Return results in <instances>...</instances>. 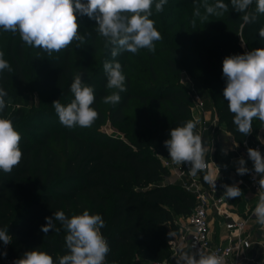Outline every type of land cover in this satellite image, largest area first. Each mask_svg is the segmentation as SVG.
<instances>
[{
	"label": "trees",
	"instance_id": "obj_1",
	"mask_svg": "<svg viewBox=\"0 0 264 264\" xmlns=\"http://www.w3.org/2000/svg\"><path fill=\"white\" fill-rule=\"evenodd\" d=\"M215 2L167 0L160 13H156L153 6L150 19L162 35V39L154 43L163 46L157 52L169 66L166 71L169 80L158 87L139 91L130 89L131 81L125 75L127 91L120 93V103L109 112L111 122H122L130 99L138 102L135 118L123 137L106 135L94 125L87 129L48 125V121L59 120L52 102L59 100L66 106L74 98L65 99L74 78V43L49 56L42 49L27 45L19 33H7L6 53L1 48L0 52L4 53L3 58L10 64L11 71L0 72V87L8 96L13 89L28 91L33 82L37 83L39 91L46 94L41 99L46 108H37L23 121L20 117L24 109L17 108L8 116L22 137L19 146L23 155L11 173L0 170V228L7 227L12 237V242L6 246L0 241V252L21 255L37 249L50 254L58 264V258L67 251L64 241L67 233L55 220L53 223L59 231L42 232L45 218L52 217L56 211L72 216L87 210L90 214H100L105 221L101 233L111 249L106 264H125L136 258L145 263L169 256L168 240L177 231L174 220L188 215L195 203L194 196L180 184L165 182L169 170L162 163V159L169 156L164 141L170 138V129L191 120V97L177 82L178 75L187 70L192 77L198 75L204 76L205 81L208 79V98L215 106L218 122L225 124L235 140L242 141L246 136L236 129L228 101L223 96L226 81L222 62L226 56L245 52L240 48V37L248 51L264 48V38L259 36V30L264 28V14H257L255 23L241 28L243 14L232 9L230 0H223L229 6L227 12L202 19L204 4ZM255 7L254 0L250 10ZM197 8L201 17L194 15ZM77 22L79 33L84 29L88 32V47L84 49L77 70L83 73L84 79L92 63V54L100 49L99 35L95 20L78 15ZM178 23L179 28L173 29ZM3 34L0 28V35ZM182 34H188L192 46L190 54H197V50L203 53L207 60L205 71L199 70L197 64L192 71L184 59H177ZM101 41H105L102 36ZM204 46L218 52L215 65H211L213 58ZM146 50L139 51L152 58L154 53ZM118 56L121 57L116 60L123 70L131 69L125 57L134 61L135 55L125 51ZM26 58L39 69L34 81L25 73ZM109 60H112L111 55ZM148 67L152 70L150 62ZM106 83L105 75L94 84L102 89ZM102 92L94 90L92 105L99 113V122L104 120L97 106ZM3 116L4 111L0 113V117ZM223 182L224 185L235 184L227 170L223 171Z\"/></svg>",
	"mask_w": 264,
	"mask_h": 264
},
{
	"label": "clouds",
	"instance_id": "obj_2",
	"mask_svg": "<svg viewBox=\"0 0 264 264\" xmlns=\"http://www.w3.org/2000/svg\"><path fill=\"white\" fill-rule=\"evenodd\" d=\"M166 3L167 0H0V28L19 33L27 45L40 48L51 56L73 42H77L76 47L85 44V37L79 34L78 15L95 20L96 32L105 39L104 46L110 50L112 57V60L103 63L106 88L111 90L103 102L116 105L122 99L120 93L126 92L127 88L122 65L115 58L125 51L132 54H137L141 49L155 52L154 42L160 41L162 35L150 17L153 6L155 12L160 13ZM230 3L233 10L243 14L241 28L255 23L257 14H264V0H255L254 10H250L254 0H230ZM228 8L223 0H216L215 4H204L203 17L199 8L194 15L206 20L210 15H223ZM259 36L264 38V28L259 30ZM3 57L4 53L0 52V72L11 71L10 64ZM222 73L226 81L223 96L228 101V110L233 114V123L239 133L249 135L253 130L254 118L264 122V48L226 56L222 62ZM70 91L74 98L66 106L59 100L52 102L60 123L70 129L92 127L99 113L92 107L95 102L94 89L84 81L83 73L74 75ZM6 96L7 92L0 87V113L7 106ZM195 128L196 122L185 121L181 126L171 128L170 138L164 141L171 161L176 165L187 164L192 176L207 167V149ZM21 140L13 122L0 117V170L4 173H11L20 164L23 155L19 146ZM247 153L255 173L260 177L259 199L253 215L257 223L264 226V156L254 148H248ZM238 165V175L249 172L244 158H239ZM223 187L225 199L237 198L242 194L235 184ZM45 220L46 224L41 226L45 234L59 231L54 220L59 221L67 233L64 237L67 251L58 258V264H106L111 249L101 233L105 221L100 214H90L85 210L80 215L67 216L63 211H56ZM0 241L5 246L12 242L7 227L0 228ZM0 256L6 257L7 252H0ZM222 262L223 257L216 252L205 253L203 250L184 251L176 259V264ZM13 264H56V261L47 252L34 249L25 251Z\"/></svg>",
	"mask_w": 264,
	"mask_h": 264
},
{
	"label": "built area",
	"instance_id": "obj_3",
	"mask_svg": "<svg viewBox=\"0 0 264 264\" xmlns=\"http://www.w3.org/2000/svg\"><path fill=\"white\" fill-rule=\"evenodd\" d=\"M185 78L187 79V77ZM189 94L191 97V120L198 125L197 132L201 136L211 126L212 129L216 127L218 121L216 109L212 104L213 117L205 118L207 100L196 90L190 80ZM218 128L220 127L218 126ZM248 148L258 149L264 156V139L261 136L255 140L246 136L242 141L233 138L229 149L226 151V154L232 155L233 158H244L245 166L249 169L244 177H237L233 172L231 174L232 179L233 177L237 178L236 182L241 189V195L245 197L244 208L241 213L235 210L231 199L223 197L225 191L223 187L224 169L212 159L205 158L207 167L196 176L190 174L187 164L176 165L169 156L162 159L163 165L169 172L174 169L178 173L179 184L195 199L190 213L184 217H176L174 220L177 231L168 240L170 257L178 258L182 249L193 252L203 250L205 253L216 252L222 256V264H262L261 260L256 259L255 254L251 255L250 253L255 244L253 226L261 231H264V226L258 224L253 215L259 199L258 181L260 177L255 173L253 162L248 158ZM213 218L217 219L223 228L218 236H215L211 229ZM193 246L195 247L193 248ZM22 255L0 256V264H13V261ZM145 264H171V262L168 259H162L151 260Z\"/></svg>",
	"mask_w": 264,
	"mask_h": 264
},
{
	"label": "rangeland",
	"instance_id": "obj_4",
	"mask_svg": "<svg viewBox=\"0 0 264 264\" xmlns=\"http://www.w3.org/2000/svg\"><path fill=\"white\" fill-rule=\"evenodd\" d=\"M178 28H179V23L173 29L176 30ZM7 33L8 32L4 31V34L0 35V48L2 49L3 52L6 51L5 44H6ZM87 33H88L87 29L82 30V32L80 31L79 33L85 37V41H86L85 44L82 45L81 47H76L77 42H73L75 46L73 75L78 73L77 70L79 67V63L83 57L84 49H87L88 47V42L86 40L88 36ZM98 43L100 49L92 54V63L88 67L86 77L84 78V81L87 84L93 83L91 87H93L95 91H103L102 92L103 95L97 99V106L100 109V111L103 113L104 120L102 122H99L97 119L93 125L96 126L100 132L106 135H111L114 137H123V132L126 131L127 128H129L132 125V122L137 113L138 102L135 99H130L129 108L125 111V117L122 122L121 121L111 122L109 120V112L111 111L114 105L105 104L103 102V98L111 94V90L107 89L106 85L104 88L101 89L99 85L94 83H97L101 77H105V74H103L104 73L103 63L105 60H109L110 50L105 48L104 46L105 41H101V36H99ZM239 45L242 50H244L245 52L248 51V48L242 37H240ZM161 47L163 48L162 45L155 44V52L152 58L149 57L146 54V52H141V51H138L137 54H134L136 58L134 61H132L129 57H125V62H128L129 65L131 66V69L123 70L124 74L127 75L129 77V80L131 81L130 89L142 91L145 90L147 87H158L164 83H168L169 75L168 76L166 75V71H169V66L166 64L165 59L157 52V50L159 51ZM199 48L200 47L198 45L197 49ZM204 49L213 58V60L211 61V65H215V62L217 61L216 56L218 52L209 46H204ZM177 51L178 48H175V52ZM191 51H192V46L189 44L188 34H186V36L183 35V37L181 38V45L177 55V59L178 60L184 59L186 65L190 68H193L192 71L195 70L196 64L199 70L205 71L207 60L203 56V53L202 52L199 53V51L197 50V54L194 55V54H190ZM120 57L121 56H117L115 59H119ZM149 62L152 65V70H150V68L148 67ZM24 69L26 75L30 78L31 81H34L37 78L39 69L37 66H35L32 63V61L29 58H26L24 61ZM152 72L155 74V76H157L156 78L153 76L154 74ZM185 77H187V79ZM203 77L204 76L199 77L198 75L196 76L194 75L192 77L190 74H188L187 70H182L178 75L177 82L180 85H183L184 90L188 92L189 80H190L194 84L196 90H198L209 102L208 94L210 91V85L208 79L205 81ZM44 95L46 94L41 93L39 91L37 83L34 82L32 84V87L28 91H16L14 89L11 90L8 96L5 97L7 106L4 109L3 117L8 118V116H10L13 110L20 108V109H24V114L20 117V119H22L23 121L26 117L31 116L33 112L36 111L37 108L38 109L46 108V105L43 104L41 100ZM71 97H73V94L71 93V91H69L65 99H69ZM150 110L153 111V108L151 107ZM51 124L55 126L56 125L63 126L59 120L48 121V125ZM218 126L220 128H218ZM79 128L85 129L81 127ZM197 128L198 125H196V128L194 129L196 134H198ZM252 129H253L252 132L246 136L254 140L257 139L258 136H261L264 139V122H261L258 118H254L252 121ZM226 131L227 130L225 124L219 123L217 121L216 127L214 129H212L211 126L209 129L205 130L204 134L201 135L203 144L207 149L205 153V158L216 160L222 165L223 168L224 165H226L227 160L226 157L223 156L225 154L224 152H222V149L223 150L229 149L233 137L230 132L229 134H227ZM227 140H228L227 145L221 144L217 149L219 143H224V141ZM231 202L235 207V210L241 213L243 209L242 206L240 208V205H238L239 200L231 199ZM251 223L254 224V222ZM217 226H218L217 221L215 218H213V220L211 221V228L217 229L218 228ZM174 233L175 232H173L172 234ZM253 240L255 241V244H254V248L250 251V253L251 255L255 254L256 259L261 260L262 264H264V231L255 229V227L253 226ZM166 259H168L171 262V264H176V259L170 257V255ZM150 261H147L145 263H149ZM145 263L138 261V259L136 258L135 260H131L125 264H145Z\"/></svg>",
	"mask_w": 264,
	"mask_h": 264
},
{
	"label": "crops",
	"instance_id": "obj_5",
	"mask_svg": "<svg viewBox=\"0 0 264 264\" xmlns=\"http://www.w3.org/2000/svg\"><path fill=\"white\" fill-rule=\"evenodd\" d=\"M207 103H208V105H207V107H205V118L206 119H209V118H212L213 117V112H212V103L209 101H207ZM226 133L227 134H229V132H227L226 131ZM232 139H233V137H232ZM227 142H228V140L227 141H224V143H219L218 144V146H217V149H218V147H219V145H223V144H226L227 145ZM226 151L227 150H224V154L225 155H223L224 157H226V160H227V163H226V165H224V168L222 167V165L219 163V162H217L216 160H214L213 159V161L215 162V163H217L218 165H220L224 170L226 169L229 173H230V175L232 174V172L233 173H235L236 175H237V177H244V175L243 176H241V175H238L237 174V171H236V169H237V167L239 166L238 165V160L239 159H236V158H233L232 157V155H230V154H226ZM217 158V157H216ZM175 168H176V166H175ZM176 171L174 170V169H172L170 172H169V175H168V177L165 179V182H169V183H177V184H179V182H180V180H179V176H178V173H175ZM232 177V176H231ZM237 178L236 177H233V180H234V182H235V185H237V180H236ZM238 186V185H237ZM240 188V187H239ZM244 201H245V197H243L242 195H240V198H239V202H238V205H240V208H241V206H242V209L244 208ZM216 221H217V224H218V228L217 229H212L213 230V233H214V235H218L219 233H221L222 232V230H223V228H222V226L218 223V220L216 219ZM184 251H188L187 249H182V251L181 252H184ZM180 252V253H181ZM177 259V258H176Z\"/></svg>",
	"mask_w": 264,
	"mask_h": 264
}]
</instances>
